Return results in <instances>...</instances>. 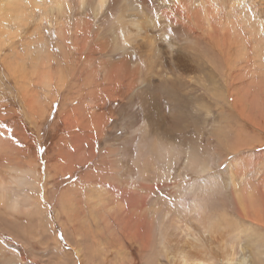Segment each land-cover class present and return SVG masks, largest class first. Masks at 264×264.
I'll return each mask as SVG.
<instances>
[{
    "label": "bare ground",
    "instance_id": "6f19581e",
    "mask_svg": "<svg viewBox=\"0 0 264 264\" xmlns=\"http://www.w3.org/2000/svg\"><path fill=\"white\" fill-rule=\"evenodd\" d=\"M5 7L10 32L1 21L0 31L6 35L2 42L11 47L6 60L10 73L23 67L27 80L34 76L38 96L37 90L29 93L32 89L24 87L28 96L48 103L42 116L60 103L55 128L56 135L63 133L54 143L58 164L70 165L76 155L84 164L119 161L125 152L119 153L110 141L118 131L116 123L111 125L115 111L108 108L121 101L142 117L137 128L138 118H130L133 134L124 148L135 149L131 162L137 177L147 183H131L130 196L115 190L105 196L108 188L96 190L97 180L91 178L89 190L98 198L91 210L70 207L74 246L87 259L81 264H136L137 256L142 264H264V236L257 232L264 227V152L257 154L264 143L243 138L233 146L227 136L235 130L230 116L246 122L249 111V86H243L249 54L260 46L258 57L264 56L263 22L253 19L255 12L246 0H0V10ZM37 15L39 43L32 50L28 42L22 53L12 42ZM195 85L203 86L222 108L223 126L212 130L220 137L208 141L210 147H225L228 156L238 154L231 164V184L237 188L236 180L242 179L240 184L253 193L245 188L240 199L216 181L198 183L204 196L186 201L181 209L178 200L171 207L161 197L141 194V188L155 189L156 181L170 178L184 150V168L194 174L216 165L214 154L204 157L196 143L202 141L204 129L189 139L178 127L185 121L206 126L210 113L206 103L193 104ZM245 150L249 153L242 154ZM36 170L33 159L26 167L9 165V173H0V223L7 212L27 213L33 219L36 215L31 227L44 226V204L29 191L38 183L33 180ZM250 171L254 175H248ZM124 181L114 183L121 189ZM85 226L91 228L92 238L83 232ZM104 237L115 242L97 241Z\"/></svg>",
    "mask_w": 264,
    "mask_h": 264
},
{
    "label": "rangeland",
    "instance_id": "374dc122",
    "mask_svg": "<svg viewBox=\"0 0 264 264\" xmlns=\"http://www.w3.org/2000/svg\"><path fill=\"white\" fill-rule=\"evenodd\" d=\"M259 1L246 0L249 7L255 12L253 19H262L264 42V13H258L264 11V0ZM239 3L243 5L242 1ZM42 9L44 8H40V11ZM40 18L41 16L37 15L35 22H31L30 26H23L19 29V36L13 40L12 47H17L23 53L25 45L30 42L32 50L36 48L37 43H39L35 40L36 37L38 38L37 35H39L36 31L38 26L36 23L39 22ZM0 21L3 22L10 32L7 7H5V10H0ZM38 29L40 30V28ZM52 29L58 35L56 28ZM1 32H4V30L0 31L2 42V38L6 35L3 36ZM30 35H32L31 39ZM57 38L58 36L52 40L53 44L57 43ZM4 43L6 42H2L3 50L0 51V173H9V165L26 167L29 161L36 160L37 170L33 180L38 183L35 188L29 189V191L33 194H38L41 198L45 208L46 221L44 226L31 227L33 217L27 215V213L11 214L7 212L3 217L2 224L0 223V264H81L80 261H87V259L86 256L80 257L74 246V232L70 228V218L74 212L70 207L73 208L72 205H75V211L82 208L87 211L91 210V207L98 200L97 193L92 189L89 190V180L91 178L97 180L94 184L98 187L96 190L100 191V189L108 188L106 193L104 191L105 196H112L113 190L130 196L131 188L129 187H132L131 183L132 185L133 183L140 185L147 183L146 180L137 177L134 170L135 167L131 162V156L136 154L135 149L129 147L126 150L124 148V142L130 140L133 134L130 118L134 116L138 118L134 127L137 128L142 123V117L138 111L132 113L129 104H122L121 101L114 102L108 108V112L111 111V108L115 111V117H113L111 125L113 126L116 123V130L118 131V134L111 137L110 141L116 145L115 148L119 153L125 152L119 161H105L100 165L94 162L92 164H84L78 161L79 159L75 154L72 164H58L57 162H60L57 155L58 150L55 148L54 143L60 139L63 133L56 135L55 128V123L59 116L60 103H55L51 114L47 110L44 116L41 115V110L48 103L42 101L40 97L36 99L28 96L29 93L36 90L38 96L40 88L37 83L32 84L34 82V79H32L34 78L33 75H29L27 80L26 68L14 67L13 73H10L6 60L8 59L7 53H10L11 47L7 43L4 45ZM259 54L260 46L254 47L248 57L247 83L243 85L249 86L246 106L250 112L248 111L247 113L246 122L241 121L236 115L230 116V121L235 130L233 132L230 129L227 132V136L230 145L233 146L237 145L239 140L243 138L250 142L262 141L261 143H264V56L261 55L260 59L258 57ZM17 68L18 70H16ZM26 84L32 89L29 93L26 92L24 87ZM31 85L33 86L31 87ZM196 85L192 94V97H196L193 100V104L196 106L199 103H206L208 106L210 114L207 121H205L206 126L197 128L185 121L178 127L185 132L189 139H191L193 133L204 129L205 135H202V141L198 138L196 143L199 145L200 152L204 157H207L210 153L214 154L216 165L207 173L200 174L196 172L194 174L189 169L184 168L186 157L188 156V151L184 150L180 162L173 164V172L175 173L172 172L170 178L163 182L156 181L155 189L141 188V194L144 193L154 199L161 197L171 207L178 200V206L181 209L185 208L186 201L200 200L204 196V191L199 188L198 183L210 185L213 181H216L226 192L235 193L234 191H236L240 199H242L245 188L247 189V194L253 193L251 189L240 184L242 179L236 180L239 185L237 188L231 184V174L235 171L231 168V164L233 160L237 159L238 154L233 153L228 156L226 155L225 147H219L216 151L210 147L211 143H208V141L216 142L217 138L220 137L218 133L214 134L212 130L216 126H223L222 108L211 98H208L210 96L203 86ZM100 144L98 142L99 147H101ZM89 149L90 145L87 146L85 152L88 153ZM259 152H264V145L257 148V154ZM105 153L107 156V152ZM248 153L249 150L242 152V154ZM125 165H127L126 170L122 174L118 173V170ZM116 171L117 175L114 174ZM178 172H182V175L179 174L178 176ZM248 175H254V173L250 171ZM213 177H215L214 180H212ZM115 180H125L130 183L127 185L124 181L125 187L120 189L115 185ZM256 181L253 182L254 188H256V183H258ZM257 192L259 196L261 191ZM80 203L83 207H81ZM258 204L260 206L259 201ZM33 220L35 223L37 222L36 215ZM3 223L6 225H3ZM2 227H4L3 230ZM83 232L92 238L90 227L85 226ZM257 232L264 236V227L257 228ZM103 240L115 242L107 237L102 240L97 239L98 242ZM101 255L105 257L104 253ZM136 264H142L138 256Z\"/></svg>",
    "mask_w": 264,
    "mask_h": 264
}]
</instances>
